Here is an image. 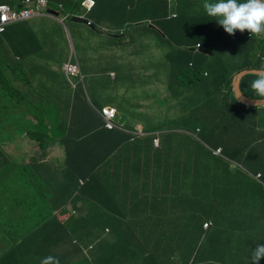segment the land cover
Segmentation results:
<instances>
[{"label":"crops","instance_id":"1","mask_svg":"<svg viewBox=\"0 0 264 264\" xmlns=\"http://www.w3.org/2000/svg\"><path fill=\"white\" fill-rule=\"evenodd\" d=\"M23 1L25 0H0V3L16 6ZM51 1L61 3L64 7L68 3L79 2V0ZM96 1L97 6L93 11L92 19L103 27L113 28L115 25L121 27L124 23V18L120 16L121 10L133 12L138 10L136 15L145 16L143 7L138 3L131 7L130 0ZM195 16L203 19L205 13L197 12ZM51 18L35 17L29 22L15 26L7 37H0V62H9L17 71L15 76L20 87L28 89L27 85H29L31 92L33 91L29 74L32 72L41 79L56 76L53 99L63 96L62 100H68L67 92L74 96V104H70L66 111H61L62 125L57 127L58 131L61 132L63 128L68 134L74 133V137L85 132H95L89 137L88 144L84 141L69 140L67 145L63 144L61 147L57 145V153L52 157L53 162H62L65 154L68 157L70 149L74 165L89 164L90 173L86 175L91 179L90 183L96 181L98 196L111 197L114 201H120L145 216V225L138 237L145 254L137 256V264H186L188 255L184 254L188 253L185 251L181 254L184 259L176 260L173 255L162 257L161 246H153L160 241L156 228L161 215H164L171 229L175 227L176 222L180 223L179 231L190 228L172 213V211L179 213L181 201L172 183L183 180V176L188 173L181 167L186 162L172 158V153H168L169 148L182 138L185 132L181 129L193 131L201 128L202 132H212L226 140L229 134L231 136L229 140L214 146L222 147L224 154L242 165L246 164L247 150L256 148L259 159L252 161L251 173L254 175L256 171L260 173L264 170V109L257 110L256 117L250 115L242 122V117L231 108L230 96L226 95L228 87L223 86L218 90L212 84L209 87L207 83L196 87L191 83L190 90L177 96L172 90L173 77L169 76L166 70L164 74L162 73L160 61H155L147 70L144 63L141 64L136 60L137 65L131 68L129 53L131 43L129 44L125 39H122V43L114 39L113 31L112 34L103 35L101 30L94 32L83 25L67 21L66 25L73 36L71 42L72 38L67 34L65 26ZM148 29L142 28L140 33L133 34L135 37L132 38L142 40L148 34ZM155 38H160L161 42L156 41L153 44L154 50L161 52L167 44L163 43L161 34L156 30ZM119 47L120 52L117 51ZM210 49L212 50L210 54L205 56L208 63L217 60L222 54L217 40L212 41ZM71 50L75 51L81 62L89 100H83L82 87L76 91L66 87L67 92L64 91L66 79L61 72V65L69 58ZM16 59H22L23 62H18ZM230 59L231 57L227 58V61ZM39 62L41 65L38 64ZM47 63L60 75L53 74ZM109 70L116 72L115 79L109 76ZM151 70L154 76L149 78L147 73ZM24 78L26 86L23 84ZM152 79H155L152 94H140L141 85ZM106 106L115 107L120 111L128 131L133 132L137 129L146 134L132 139L129 133L102 129L103 123L95 108ZM194 116L197 117L195 122ZM61 133L64 135V132ZM158 137L160 147L156 148L153 140ZM56 140L63 143L60 137ZM79 148L90 151L88 158L83 156L84 153H76ZM243 174L246 173H241L238 178L240 183L245 177ZM124 177L133 179L134 185L121 191ZM67 179L68 176L64 180ZM252 179V176H248L243 183ZM219 181V186L228 191L235 185V181L231 178L223 177ZM215 196L221 208L225 202L223 200L228 198L216 191ZM167 200L168 203H165ZM80 206L83 207L85 204L82 202ZM257 212L261 215V219H249L246 215L244 222L246 231L240 237L229 234L233 224L230 217L224 219V224L210 231L207 245L203 250V253L208 255H200L197 264H244V262L251 264L252 249L256 244L264 243V206ZM241 214L242 212L237 213V216ZM239 219L242 221L243 217ZM237 223L241 225L240 222ZM179 248L178 244L170 242L171 251ZM237 256L239 258H236ZM132 259L133 255H130L129 261ZM260 264H264V259Z\"/></svg>","mask_w":264,"mask_h":264},{"label":"clouds","instance_id":"2","mask_svg":"<svg viewBox=\"0 0 264 264\" xmlns=\"http://www.w3.org/2000/svg\"><path fill=\"white\" fill-rule=\"evenodd\" d=\"M165 1L168 2L170 6L175 2V0ZM195 1L201 2L202 0ZM130 2H132L130 6H134L137 3L140 4L143 7L142 10L145 16H138L132 10H121L120 16L124 18V23L121 27L115 25L113 28L107 26L103 27L93 21L92 13L97 6L96 0H79L75 6L82 9L83 12L74 14L70 11L62 18H60V14L56 12V9L51 6L55 4L58 9H64V5L61 3H53L51 0H25L16 6L0 3V37H7L15 26L29 22L39 16L52 17L61 25L65 26L67 34L72 38L71 42H73V36L69 27L66 25V22L71 21V19L73 23L83 25L94 32L101 30L103 34V31H106V35H108L110 33L112 34L113 31L112 35L114 39L119 40L121 43L122 39H125L129 44L131 43L129 52L131 59L138 60L141 64L144 63L147 70L155 61H160L162 73L164 74L166 70L168 75L173 77V92L177 96L182 95V93L191 89L190 85L192 81H189L188 78L191 68H193V62L183 60L182 57L177 54V52L180 53L181 49V47H178L179 45H177V42L170 41L165 31L152 22L155 5H153L152 9L150 0H130ZM177 9L178 2L175 9L169 10L168 16L176 17ZM203 9L208 16L215 18L225 32L230 35H235L237 30L240 32L247 30L250 36L260 35L262 37V33H264V0H204ZM128 17L130 18L127 20ZM74 19H78L79 21H74ZM139 26L147 29L149 28L147 31L148 34H146V36L144 35L145 37L140 41L132 38V36L135 37L133 34L140 33L142 28H139ZM155 30L161 34L163 43L167 44V47L161 52L154 50V43L150 45L151 51L149 47H146L148 44L146 39H150L152 36L155 38ZM224 37L225 34L222 33L212 41L217 40V45L219 47ZM212 41L204 40L205 43L203 46L207 49V52H201L203 43L201 41L193 45L192 49L189 50L192 52L191 55L185 54V57L188 60H194L195 56L206 58L205 56H208L212 51L210 49V43H212ZM135 46H137L138 49H134ZM183 48L188 49L189 46H184ZM117 51L120 52V47ZM16 60L18 62H23L22 59ZM47 67L49 70H52L53 74L57 76L60 75L59 72L53 69L54 67L48 63ZM252 69L256 70V72L246 73L241 77L240 88L241 81L245 75L255 74L256 78L249 84L255 97L248 95L241 88L242 92L247 97L255 99L254 101H256V103L254 105L243 103L238 100L243 99L242 93L238 90L235 96L234 91L235 76L241 71ZM16 72V69H14L9 62H0V79L3 76L15 75ZM61 72L64 73L66 79L64 91H66V87L73 91L82 87L83 93L81 94L83 100H89V94L87 89H85V74L83 73L79 57L74 50H71L69 58L62 63ZM109 76L115 79L116 72L114 70H109ZM153 76V70L147 73V77L152 78ZM154 81L155 79H152L145 82L144 85H141L142 87L139 93L151 95ZM15 83H18L17 79ZM231 84L234 98L237 101L245 105L257 106L258 111L264 109V66L261 68H243L239 70L233 76ZM17 86L20 88L19 83ZM4 91L7 90L0 88V96ZM226 92H228V88ZM31 93L33 94L32 97H42L37 93ZM168 93H170V90ZM62 97L63 96L56 98L55 100L58 101V105L62 101V111H66L70 104H74V96L67 92L68 100H62ZM14 99H17L16 95ZM95 110L103 123L102 129L104 130H119L129 133L133 136H131L132 139H135L136 136H143L146 134L137 129L133 132L128 131L125 127L126 124L123 121V116L115 107L106 106L95 108ZM41 113L44 122L42 136L48 137L49 139V143L46 147H42V142L37 138L31 137L27 132L22 133L16 131L15 134H12L13 137L9 139L8 133L11 132L12 127L8 126L6 123H0V220L8 222L9 217L7 215L11 216L13 212L11 206H2V195L4 193L6 195L11 194L14 190L16 192H21L23 190L22 186L25 185L21 180L13 182L15 185L12 187L11 184H9L11 183L10 179L14 176L17 179L21 176L17 171H21L22 174V172L27 169L24 166H29V170L33 173H40L45 170L54 171L55 174L52 175V179H54L55 183H58V185L54 186L51 179H47V183L41 185L39 190L45 192V194H49L48 196L56 195L58 198L60 197L62 199L60 202V204H63L62 208L54 212V216H57L61 227V229L55 232L54 238L57 244L50 248L45 246V251L41 255H37L43 258L41 263L37 260V262L34 263L33 259L29 258L36 251L35 244L39 241L38 238L29 236L24 240L19 237L18 232L5 234L0 240V249L3 248L4 241L6 240L7 244L11 245V248L17 252L18 248L21 246L22 255H13L14 260L10 264H20L19 261L22 264H29L30 261V264H137V256L145 254L143 252V246L138 242V237L145 225V216L142 213L134 211L130 206L120 201H114L111 197L106 195L98 196L96 194V181L90 183L91 179L86 175V173H90L89 164L80 166L74 165L70 150H68V157L65 154V158L62 162L54 163L53 159L48 158L47 155V151L50 147L58 149L57 145L60 147L63 144L67 145L69 140L74 141L76 137L79 138V141H84L88 144L89 137L95 132H85L74 137V133L68 134V132L62 128L61 132H64L63 135L57 129V127H61L60 125H62L60 122L63 118L61 116L62 112L54 109L45 101L42 104ZM54 114L59 115V117L53 118ZM26 118L31 122L32 127L37 124V120L32 113H28ZM195 121H197V117L194 116V122ZM181 130H184L185 133L182 134L183 136L181 139L177 140L176 145H171L168 153H172V158L186 162L182 164L181 167L184 171H187L188 175L183 176V180L180 179L172 183L176 194L181 197L179 213L175 211H172V213L190 228L183 231L178 230L174 234L169 233L166 238L162 239L158 234L160 241L153 246H161L162 257L165 255H173L176 260L184 259L181 254L185 251V253H188L184 254L188 255L186 264H197V259H200V255H208L203 253L208 242V233L215 230L217 226L209 215L212 205L219 207V204L214 192L198 193L196 189L197 177L193 165L196 164L199 159L220 157L228 163L231 172L239 169L256 179H260L261 174L258 173L254 175L248 172L246 168L242 167L241 163L236 162L234 159L224 154L222 147L214 146L215 144H222L229 140L231 137L229 134H227L226 140L215 133L202 132L201 128L193 131ZM58 137L63 140L62 144L56 140ZM14 142H16V144H14ZM153 145L156 148L160 147L159 137L153 140ZM9 147L11 148V152L7 151ZM89 154L90 151L88 150L83 156L88 158ZM25 155H27L26 162ZM82 166H84V168H82ZM123 170L124 168L121 172H123ZM31 174V172H28L27 176ZM67 176L68 179L64 180ZM3 177L6 178L4 181L5 183L1 181ZM231 179L234 180V174H232ZM61 180L62 183L59 185ZM133 185V179L124 177L120 189L121 191H125L133 187ZM235 186H238L236 181L234 187ZM222 189L226 190L224 187H222ZM101 191H103V189H101ZM82 202L85 204L83 207L80 206ZM165 203H168V200ZM160 217L166 221L164 215ZM77 218H82L81 226H74ZM230 218L233 224L230 227L229 234L239 237L234 228L237 226V222L240 221V219L237 214L233 215V217L230 216ZM14 227L15 225L11 222L8 230L11 231ZM157 229H159V222L156 232ZM203 230L205 233H200ZM9 238H11V240L15 239V244ZM170 242H175L180 248L171 251ZM43 247L44 246H42V248ZM45 253L47 255H45ZM130 255H133L132 261H129ZM15 257H17V259ZM262 259H264V243H259L252 249L250 261L251 264H260ZM1 262L3 261L0 259V263ZM244 264L246 263L244 262Z\"/></svg>","mask_w":264,"mask_h":264},{"label":"trees","instance_id":"3","mask_svg":"<svg viewBox=\"0 0 264 264\" xmlns=\"http://www.w3.org/2000/svg\"><path fill=\"white\" fill-rule=\"evenodd\" d=\"M177 2V16H168L169 10L177 7ZM130 3L132 4V2ZM203 3L204 0L201 2L195 0H175L170 6L165 0H150V6L152 9L153 5H155L152 22L165 31L169 36L170 41L179 43L178 47H181V49L180 53L177 52V54L181 56L183 60L193 62V68H191L188 78L189 81H192L193 86L196 87L207 83L209 87L210 84H212L213 87H216L218 90L223 86L228 87L226 95L230 96L229 100L232 103L231 108L239 114V117H242V122H244V120L249 118L250 115L253 117L257 116V106L245 105L237 101L234 98L231 83L233 76L239 70L243 68H261L264 66V33H262V37L260 35L250 36V33L247 30L244 32L237 30L235 35H230L225 32L215 18L206 14L203 9ZM197 12H204L205 18L202 19L196 17L195 15ZM222 33L225 34V37L219 46L222 54L217 57V60L208 63L206 58L200 57L194 60H188L185 57V54L191 55L192 52L189 50L192 49L193 45L201 41L203 42L201 52H207V49L203 46L205 43L204 40L212 41ZM184 46H189V48L185 49L183 48ZM229 57H231V59L230 61H227V58ZM218 62L220 63L218 64ZM255 78V74H247L241 81L242 90L248 95L254 97L255 94L252 92L249 84ZM16 79L17 76L15 75L3 76L0 79V88L7 90L0 96V100L7 98L10 103H12V105L6 107L5 113L1 112L3 107L0 108V123H6L8 126L12 127L11 131H20L22 133L27 132L31 137L39 139L42 142V147H46L49 143V139L48 137L42 136L44 124L43 115L41 113L42 108L40 109L32 106L30 108H33L34 110L27 111L30 109H26L27 99L32 97L33 94L29 90V85H27L28 89L25 87L19 88L17 86L18 83H15ZM23 84L26 86L25 78ZM15 95L17 96V99H14ZM28 113H32L37 120V124L33 127L31 122L26 118ZM58 117L59 115H53V118ZM12 137L13 135H9V139ZM78 139L79 138L76 137L74 141H77ZM87 151L88 149L82 150L79 148L76 153H86ZM257 153L256 148H249L247 150L246 164H243L242 167L246 168L248 172H252V161H254V159H259ZM24 167L27 169L22 172L19 179L14 176L10 179L11 183H9L12 187L15 185L13 182L21 180V182L25 184L22 186L23 190L21 192H16L14 190L11 194L6 195L4 193L2 195V206H11L13 212L11 216L7 215L9 217L8 222L0 220V229L3 230L5 234L18 232L19 237L24 240L29 236L38 238L39 241L35 244L36 251L29 258L33 259L34 263L37 261L41 263L43 258H40L37 255H41L45 251V246L50 248L57 244V241L54 238L55 232L61 229V227L57 216H54V212L59 208H62L63 204H60L61 200H56L55 202H58V205L53 207L55 202L53 204L50 203L49 194H45V192L39 190L41 185L47 183V179H51L54 186L58 185V183H55L54 179H52V175L55 174L54 171L45 170L40 173H33L29 170V166ZM193 167L197 177L196 189L199 193H215L216 191L217 193H222L228 198L227 200H223L225 202L221 208L212 205L209 216L215 222L214 224L217 226L222 225L225 223L224 219L229 218L230 216L233 217V215L242 212L238 217H243L244 221H238L241 225L237 224L234 228L236 234L240 237V235L246 231L244 224V222H246V215L249 216V219H261V215H259L257 211L264 206V170L261 172L259 171L261 174L260 179L252 177L253 179L246 183L243 182L247 180L250 175L243 174L245 177L242 176L243 178L240 183V180L238 181L237 179L240 177V174L244 172L239 169L231 172L228 163L220 157H215L213 159H199ZM28 172H31L32 174L27 176ZM254 173L257 174L258 172L256 171ZM231 174L235 175L234 181L239 185L233 187L229 191H224L222 187L219 186V179L223 177L231 178ZM5 180V177L1 179L3 182ZM61 183L62 180L59 182V185H61ZM50 205H52V207ZM11 222L15 227L9 231L8 228ZM81 222L82 218H77L74 226H81ZM179 225V223H175V227L171 229L169 222L167 220L164 221L163 218L160 217L159 229H157V232L161 239L166 238L169 233L174 234L177 232L179 230ZM217 226L215 228H217ZM200 233H205V231L203 230ZM9 239L11 240V238ZM11 241L15 244V239ZM42 246L44 247L42 248ZM22 253L21 246L18 248L17 252L11 248V245L7 244L6 240L4 241L3 248L0 249V259L3 261L0 264H10L14 260L13 255H22ZM15 258L17 259V257ZM236 258L239 257L237 256ZM19 263L22 264L20 261Z\"/></svg>","mask_w":264,"mask_h":264},{"label":"rangeland","instance_id":"4","mask_svg":"<svg viewBox=\"0 0 264 264\" xmlns=\"http://www.w3.org/2000/svg\"><path fill=\"white\" fill-rule=\"evenodd\" d=\"M51 7L56 9V12H58L60 14V18H62L66 13H68L70 11H73L74 14L82 13V9L77 8L75 6V4H73V3L66 4L64 9H58L55 4H53ZM136 11H138V10H136ZM136 11L134 13H136ZM71 21H72V19H71ZM139 28H143V27L139 26ZM103 34L106 35L107 34L106 31H103ZM86 39L89 40L90 38L86 37ZM146 40L148 41V44L146 45V47H149L150 51H151L150 45H152L156 41L161 42L159 38H154L153 36L150 39H146ZM134 49H138V47L135 46ZM154 58H157V57H154ZM38 64L41 65L40 62ZM136 65H137L136 60L132 58L131 59V68L135 67ZM131 73H133V72L131 71ZM42 74H43V72H42ZM29 81L31 83V90L33 91V93H40L42 95V97H36V96L35 97H29L27 99V102H26V109H28L32 106L41 109L43 102L47 101L48 104L50 106H52L54 109L59 110V111L63 110L61 103H59V105H58V101L53 99L54 88H55L56 83H57L56 76H54L52 78H46L45 77L44 79H41L38 76H36L35 72H32L31 74H29ZM46 82H48V84ZM10 105H12V103H10V101L7 98L1 99L0 100V108L3 107L1 112L5 113L6 107L10 106ZM30 110H34V109L30 108L27 111H30ZM262 124H263V121H262ZM15 132L16 131H11L8 134L12 135V134H15ZM14 144H16V142H14ZM6 146H8V145H6ZM7 151L11 152V148L9 147L7 149ZM56 153H57V149L50 147L47 151L48 158H52ZM26 156L27 155H25V162H26ZM48 158H45V159H48ZM60 161H62V159H60ZM17 173L19 175H21V171H17ZM49 197H50V203L51 204H53L56 200H62L60 197L58 198V196H56V195L49 196ZM47 198H48V196H47ZM57 205H58V202L57 203L55 202L53 204V207H56ZM50 206L52 207V205H50ZM4 236H5L4 231L0 230V240ZM45 255H47V254L45 253Z\"/></svg>","mask_w":264,"mask_h":264},{"label":"water","instance_id":"5","mask_svg":"<svg viewBox=\"0 0 264 264\" xmlns=\"http://www.w3.org/2000/svg\"><path fill=\"white\" fill-rule=\"evenodd\" d=\"M74 21H79L78 19H74ZM250 72H253L255 73L256 70L252 69V70H244V71H241L239 72L235 78H234V91H235V96H236V93L237 91H241L242 93V96H243V99H238L240 101H242L243 103H247V104H251V105H254L256 103V101H254L255 99H251L249 97H247L241 90L240 88V80H241V77L246 74V73H250Z\"/></svg>","mask_w":264,"mask_h":264}]
</instances>
